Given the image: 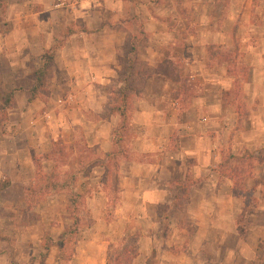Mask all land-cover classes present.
I'll list each match as a JSON object with an SVG mask.
<instances>
[{
    "label": "crops",
    "instance_id": "1",
    "mask_svg": "<svg viewBox=\"0 0 264 264\" xmlns=\"http://www.w3.org/2000/svg\"><path fill=\"white\" fill-rule=\"evenodd\" d=\"M11 1L6 2L4 20H18L14 29L24 37L35 28L36 34L41 33L46 39L59 22L64 29L71 27L65 43L59 47L63 53L61 67L70 86L86 83L82 92L74 88L69 96L72 104L63 114L61 110L55 120L47 116L53 121L42 122L50 147L60 128L79 135L67 144L74 148L73 163L77 165L79 158L81 168L68 175L77 179L72 192L85 198L88 220L87 226L79 228L72 241H68L72 251L67 264H107V248L119 244L124 247L128 240L136 244L132 264L215 262L216 252H210L209 258L205 244L211 240L212 244L226 242L228 231L220 227L219 215L229 209L233 212L236 205L232 181L219 171L222 155L264 149V0H167L172 9L165 3L162 12L148 10L146 14L140 13L138 0H80L75 9L60 8L61 4H54L53 0H15L13 4ZM147 4L154 5L152 1ZM16 5L19 10L13 9ZM122 5L128 6L124 12ZM108 13L110 16H106ZM95 15L98 29L93 26ZM108 17L114 26H106ZM120 19L142 22L147 42L135 45L138 58L130 78L134 88L128 94L124 111L125 133L116 143L114 131L123 117L114 108L117 88L111 91L109 85L120 87L123 83L117 79L123 66L119 55L124 37L130 33L124 24H117ZM92 35H98L100 41L93 40ZM106 35L114 36L111 42L105 41ZM219 52L225 57L218 62ZM164 64L170 69L177 66L175 80L158 69ZM238 66L251 70L247 79H239L244 88L241 104V96L235 95L238 77L234 68ZM193 78L197 82L195 92H191ZM36 113L26 109L21 115L33 120ZM31 124L36 138L41 139L40 122L35 120ZM25 133L23 129L10 139L11 151L5 155L13 163L4 167L9 180L3 190L9 196L4 208L10 217L6 219L8 233L3 235L9 238H3V242L13 238L17 243H30L33 239L40 243V238L47 234L55 244L50 246L43 262L34 264H58L62 240L67 236L63 234L64 224H46L40 217L33 224V233L21 224V218L14 216L23 204H16L11 196L40 192L39 188L28 191L11 176L14 168L21 175L23 164L18 153L33 145ZM113 151L117 153V166L112 172L117 189L112 192V215L106 217L107 205L103 204L108 203L110 193L105 188L91 192L85 182L109 177L108 161L97 165L90 161L95 157L101 160V156L107 159ZM31 173L35 178V170ZM222 179L225 182H220ZM55 204L51 199L50 208ZM237 208L242 209V203ZM263 211L261 208L260 212ZM231 222L233 232L234 216ZM191 227L194 232L188 237L186 233ZM204 227L218 237L204 235ZM242 247L238 246L237 251L227 248L226 258L240 260L245 256L252 260ZM27 257L34 258L35 254Z\"/></svg>",
    "mask_w": 264,
    "mask_h": 264
},
{
    "label": "rangeland",
    "instance_id": "2",
    "mask_svg": "<svg viewBox=\"0 0 264 264\" xmlns=\"http://www.w3.org/2000/svg\"><path fill=\"white\" fill-rule=\"evenodd\" d=\"M13 1L15 0H12L11 3ZM79 1L80 0H53V3L57 5L61 4L60 8L69 6L75 9ZM148 1H152L154 5L151 6L147 4ZM6 2H8V0H0V166L3 168L2 171L0 167V264H34L35 262H43L46 259L50 246L55 244L51 242L47 234H44L40 238V243L36 242L34 239L30 243H17L13 238L9 239V242H3V238H9L7 235L6 237H3V235L8 233L6 219L10 217L8 211L4 208L5 204L9 202V196L3 191L9 181L4 174V167L13 163V160L5 157V155L7 151H11L10 139L16 137L23 129L28 137L27 140H29L30 144H33L32 147L27 148L33 159V168L31 162L28 161L30 158L28 150L25 149L23 153L21 151L18 153V159H20L23 164L22 171H20L21 175L14 168V172L12 171L13 174L11 176L14 177V181L20 182L22 185L24 184V186L28 188V191L33 192L35 189L37 191L39 188L40 192L36 195L34 193H28L25 195L11 196V199H15L14 201L16 204L20 202L23 204V206L14 213V216L17 220L21 218V224L23 223L26 227L31 228L30 230L33 231V233L35 231V226L33 224L36 223L37 219L40 217L46 224H59V226H61V223L64 224L66 231L63 234L67 233V236L62 240L64 245L62 246V251H60L61 259L58 264H67L68 257L72 251L70 247L71 244L68 246V241H72L74 233H77L79 228L84 229L87 226L88 220V216H86L87 205L85 198L83 195H77L72 192V189L76 187L77 179L72 177L73 175H68L69 173L73 174L71 170H76L78 167L81 168L79 158L76 163L77 165L73 163L75 157H72V151L74 148L71 144H67L68 140L72 139L74 135H78V132L74 133L71 130L60 128V133L54 139L56 141L52 143L50 147L48 143V132L44 131L42 124L49 123L52 119L55 120L57 115L61 112L63 114L69 104H72L69 96L73 93L74 88L82 92V87L86 83H74V87L70 86L67 82L66 74H64L65 72L61 67L63 53L59 51V47L65 43L66 38H68L72 30L71 27L67 26V28L64 29L62 27V22H59L57 25H54L50 37L46 39L41 33L36 34L35 28L30 29L31 31L28 32V35L24 37L18 30H15L17 28L14 29L18 20H14L11 23L5 22L4 13L7 11L5 10ZM138 2L141 3L139 4L140 13L144 14H146L148 10L149 12L153 10L154 13L155 10L162 12V9L165 8V3L166 7L172 9V7H170V2L167 0H138ZM143 3H145V5H143ZM127 7L126 5H122L123 9L120 10L124 12ZM240 7L241 6L238 8L240 9ZM18 8L20 7L16 5L13 9L19 10ZM21 8H23V6H21ZM20 10L23 11V9ZM190 10L194 11L195 9L190 7ZM107 15L110 16V13L106 14V16ZM93 18V26H97L96 28L98 29V25H95L96 22L98 23L97 15L93 16ZM118 23L119 25L124 24L125 27L128 28V32H130L124 37V48L120 51L119 55L120 63H122L123 66L121 71H119L117 79L121 80L124 84L122 83L120 87H115V84H112L111 86L109 85V87L111 91L117 88L116 92L118 97H114V103H116L114 108L119 111H125L128 103V94L132 91L131 89L134 88L130 78L135 67L134 64H136L138 58L137 52H135V45L142 46L145 45L147 41L142 31V22L120 19L117 21V24ZM252 23L258 24L255 20H253ZM73 25L76 24L73 23ZM106 26H114L110 17L107 19ZM131 30L136 31L131 33ZM90 37H92L93 40L96 38L97 41H100L98 40V35L97 37L93 35ZM113 38L114 36L106 35L105 41L107 43L111 42ZM130 54L132 55L131 57H129ZM218 54L217 58L219 62L225 56L223 52H219ZM174 57L176 59L179 58L176 53ZM129 60L131 63L129 68H127ZM47 61H49V67L48 69H44L43 66ZM176 67H174V69L171 67L172 69H170L168 65L164 64L158 69L167 72L166 74L169 75L172 80H175L176 75L179 73ZM39 69H42L44 72H42L41 87L37 91L36 98L28 101L31 88L37 85L35 73ZM234 71L235 76L238 77V79H236L237 83L235 84V95L241 96L239 99V104H241L244 88H242L239 79H247L251 70L246 66H238L234 68ZM196 83L197 82L193 78L191 80V92H195ZM9 93H12V96L10 99L6 100V96ZM117 98L119 99L117 100ZM34 104H36V107H34ZM26 109L32 112L37 111L36 114H38V116L33 117V120H30L29 116H22L21 112H25ZM47 116H50L52 119ZM35 120L40 122L41 129L38 130V133L41 139H37L36 131L32 130L33 125L31 123ZM126 121L127 119L123 117L122 122L114 131V142L117 143L123 139ZM77 138H79V135ZM15 144L21 149L18 142L15 141ZM238 153L239 154L234 155H230V152L224 153L219 168L220 173L228 176L232 181V195L236 200L233 212L229 209V211H224L219 215L220 227L223 228L224 231H228L226 233V242L222 244V241H218V243L212 244L211 240L205 244L204 249L209 258L210 252H213V255L214 252H216L215 262H218V264H264V229L262 228L264 226L259 228V224L264 223V211L260 212L261 208L264 209V149L255 152L241 150ZM116 155L117 153L113 151L107 159L102 156L101 160L98 159L99 157H95L94 160L92 159L93 161H90L91 165H97L98 163H105V161H108V168L106 169L110 172L109 177H104V175L99 179L92 180V182H85V186H88L91 192H99L101 189L105 188L107 190L106 192H108V194L110 193L108 203L103 204L104 207L107 205L106 209H104V211H106V217L112 215V207L114 204L112 198L115 197V194L112 192H115L117 189L113 178L114 176L112 175V172L117 166ZM103 165L105 166V164ZM33 170H35V178L31 173ZM220 182H225V180L222 179ZM52 188L55 189V192L51 191ZM60 189L67 190V193H61ZM51 199L54 203L56 202V204L54 206L52 205L50 208ZM221 203L225 205L224 201H221ZM240 203H242V209L239 210L237 207ZM96 206L99 208L98 204ZM232 216H234L235 222V229L233 232L231 225ZM15 227L16 230H14V234H17L18 227ZM193 232L194 228L191 227L188 228L186 234L190 237ZM203 234L207 236L216 234L218 237L217 233L210 232L207 227L203 228ZM219 236L221 240L220 232ZM58 242H56V245ZM240 245H243L242 248L246 257L252 258V260H247L244 258L245 256L242 257V259L240 258V260L236 256V258H226L225 250L227 248H232L234 251H237ZM135 248L136 244L128 240L124 247L119 244L116 247H108L107 251L112 260V254L116 253L115 255L117 256L121 250L125 249L132 255L136 251ZM22 251H24V253H22ZM31 254H35V257H27V255ZM215 262H212V264ZM121 264H125V261Z\"/></svg>",
    "mask_w": 264,
    "mask_h": 264
},
{
    "label": "trees",
    "instance_id": "3",
    "mask_svg": "<svg viewBox=\"0 0 264 264\" xmlns=\"http://www.w3.org/2000/svg\"><path fill=\"white\" fill-rule=\"evenodd\" d=\"M130 63L131 62L129 60L127 68H129ZM48 67H49V61L45 62L43 68L44 69H48ZM42 69L37 70L36 73H35V80L37 82V85L34 86L33 88H31L30 97H29L28 101H31V100L36 98L37 91L41 87V84H42L41 78L43 76ZM11 96H12V93L7 94L6 100L10 99ZM117 111L122 117L125 116V112L124 111H119V110H117ZM115 254L116 253L112 254L113 255L112 260L110 258V254H108L107 264H121L124 261H125V264H132V257L134 256V253L131 255L128 250L123 249V250H121L119 252V254L117 256Z\"/></svg>",
    "mask_w": 264,
    "mask_h": 264
}]
</instances>
